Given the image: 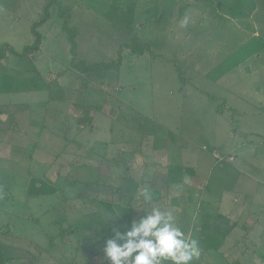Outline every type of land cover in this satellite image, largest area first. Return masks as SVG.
I'll use <instances>...</instances> for the list:
<instances>
[{"label":"rangeland","instance_id":"obj_1","mask_svg":"<svg viewBox=\"0 0 264 264\" xmlns=\"http://www.w3.org/2000/svg\"><path fill=\"white\" fill-rule=\"evenodd\" d=\"M53 1L0 0V75H40L50 88L0 94V110L29 107L32 120L45 122L30 150L21 133L8 134L11 115L0 113V242L16 259L8 264H109L103 248L112 225L153 207L172 211L199 241L193 264H264V51L217 68L250 35L264 36V3L229 0L224 11L218 0H61L77 35L74 55ZM46 7L40 51L11 53L36 41ZM131 35L152 43V53L124 49L119 68L75 69L116 60ZM80 105L91 106L90 117L81 119ZM168 165L182 166L184 176L167 190ZM145 190H160L161 201L146 204ZM218 216L234 225L231 234L216 230L229 229ZM83 221L107 227L108 237L66 233ZM209 240H224L222 248L208 249Z\"/></svg>","mask_w":264,"mask_h":264},{"label":"trees","instance_id":"obj_2","mask_svg":"<svg viewBox=\"0 0 264 264\" xmlns=\"http://www.w3.org/2000/svg\"><path fill=\"white\" fill-rule=\"evenodd\" d=\"M264 3V0H261ZM219 5H217V8L220 10H226V4L227 2H229V0H218L217 3H219ZM54 4H57V7L59 9V14L61 16V18L64 21V26L63 28L65 29V31H67V36L68 38H70V42H72L73 47H72V54H76L77 51V47L75 44V38H77V35L75 32L72 31L71 27H70V22H68L67 17L69 16V10L65 9V10H61V6H62V1L61 0H54L53 1ZM253 4V3H252ZM124 6L126 4H121V6ZM229 14H231V12L233 11L232 8H227ZM48 7H46V9L44 10V17H42L40 20H38L37 22L34 23V34L36 36V41L30 45L27 46L24 51L22 53H17L15 52L13 49H10V52L13 53L14 55L20 57V58H28L31 55H35L40 51V45H41V36L40 34L37 32V26L38 25H43L48 21ZM42 15V16H43ZM70 20V18H69ZM226 21V18L223 17H219V23L220 22H224ZM126 31V30H125ZM128 32V31H126ZM132 34V33H130ZM152 48H153V44L152 43H147L144 42L141 38H139L136 35H131L129 37L128 40H126L125 42L121 43L118 47V57L116 60H112V61H102V62H98V63H94V64H84V63H79V64H75L74 67L75 69L79 70L80 72H84V73H93L96 70H100L101 68H108V69H113V68H119L121 66V62L123 60V51L124 49H128L129 52L131 53V56H143L146 53H152ZM3 52L0 54V65L3 64V59H4V52L7 51V47L4 46L2 48ZM242 50H244L245 52H241ZM264 51V36H260V35H250L249 39L247 40V42L240 47V49H238L236 52H234L233 54L229 55L222 63H220L218 65L217 68H221V71L224 72L225 69L227 70L229 68L230 65V59H234V56H236L238 53L241 54L240 56L242 57V59H240L241 61L244 60H248L249 58L253 57V56H257L259 55L261 52ZM240 63V62H239ZM1 73V72H0ZM212 73L209 72L208 74H206V76H210ZM44 78L40 75H35L34 77L31 78H17L14 76H7V75H0V94H8V93H22L24 91H42V90H48L49 86L48 83L44 82ZM50 89V88H49ZM80 107L82 108V118L81 119H86L88 117H90L89 115H91V106H83L80 105ZM220 106H218V113H223L224 112V108L223 111L219 108ZM222 107V106H221ZM24 107L20 108V106H10V112L9 111H5L4 109L0 110V113H8L9 115H11L13 122H11L9 128H8V134H10L11 136V132H13L12 130H14V132L16 133H21L20 138H23V142H20V145L25 144V142H30V146H28V149L33 150L36 147H34L33 145H37L39 143V139L40 136L37 134L35 135L34 133L36 132L37 129H39L36 133H39L40 130L43 129V126H45V122L42 121L41 123H38L40 121H35L31 119V110L29 107H26L25 110H23ZM105 106L101 105V106H96L95 110L96 112H103ZM17 114H21L23 117H25L26 121L28 122L26 124L25 129H22V124L21 122H16L15 118H17ZM94 115V114H93ZM93 119V118H92ZM32 121H34L35 123L39 124V127L35 129L36 124L33 123ZM20 128L21 130H17V128ZM10 129V130H9ZM18 134H16L17 136ZM11 138V137H10ZM22 142V143H21ZM31 156V155H30ZM56 159V158H55ZM54 159V161H55ZM85 167V166H83ZM183 176H184V168L182 166H177V165H168L167 166V182H166V186H167V190L171 187H175L177 185H181L183 183ZM162 192L160 190H155L152 192V200H151V205H153L154 203H158L161 201L162 199ZM130 199H128V201H130ZM183 200V199H182ZM186 204L188 202H185ZM106 204V205H105ZM173 205L175 206H180L181 205V200L174 198L173 200ZM105 206H107V208L111 209L112 206L110 203H104ZM125 211L129 214V208H126ZM126 213V214H127ZM211 216V215H210ZM207 217L209 218V216L207 215ZM82 226L80 227L78 224L74 227H70V229L66 232V233H73L77 228H81L82 230H86V231H92L95 232L96 235L103 239V238H107L108 236H104L102 234V230H104V228H107L105 226H94L90 223H88L87 221H83ZM222 225H220L216 230L219 232L224 233L226 236L230 234L231 232V228L228 225L229 229L226 228H222ZM223 229V230H221ZM77 231V230H76ZM79 232V230H78ZM78 235V234H77ZM62 236H64V234H62ZM207 247L208 249L214 250V251H218L222 248L223 246V241L221 240H215V241H211L209 240L207 243ZM16 260L15 256H13L12 253L7 254L6 251L2 248L1 242H0V264H8L9 262L11 263L12 261Z\"/></svg>","mask_w":264,"mask_h":264},{"label":"clouds","instance_id":"obj_3","mask_svg":"<svg viewBox=\"0 0 264 264\" xmlns=\"http://www.w3.org/2000/svg\"><path fill=\"white\" fill-rule=\"evenodd\" d=\"M189 20L185 15L180 27L186 28ZM142 195L146 204L151 203L147 190ZM104 243L103 254L109 264H193L201 255L199 241L186 236L172 211L158 207L144 211L127 225L114 223Z\"/></svg>","mask_w":264,"mask_h":264},{"label":"crops","instance_id":"obj_4","mask_svg":"<svg viewBox=\"0 0 264 264\" xmlns=\"http://www.w3.org/2000/svg\"><path fill=\"white\" fill-rule=\"evenodd\" d=\"M186 178L184 177V180H185ZM243 189H245L246 190V192L248 193V187H247V185H244L243 186ZM249 194H250V191H249ZM218 217H220L221 218V221H222V223L223 224H227V225H229L230 226V228H231V230H232V227H234V225H231V222H229V220H227L228 218H223V216H218ZM230 234H231V232H230ZM222 241H224V240H222Z\"/></svg>","mask_w":264,"mask_h":264},{"label":"built area","instance_id":"obj_5","mask_svg":"<svg viewBox=\"0 0 264 264\" xmlns=\"http://www.w3.org/2000/svg\"><path fill=\"white\" fill-rule=\"evenodd\" d=\"M218 158H220L219 156H217Z\"/></svg>","mask_w":264,"mask_h":264}]
</instances>
